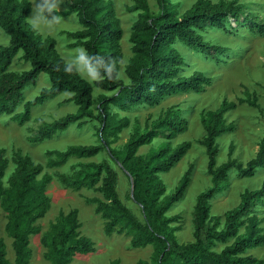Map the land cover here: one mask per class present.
<instances>
[{
  "label": "trees",
  "instance_id": "16d2710c",
  "mask_svg": "<svg viewBox=\"0 0 264 264\" xmlns=\"http://www.w3.org/2000/svg\"><path fill=\"white\" fill-rule=\"evenodd\" d=\"M181 0H156L159 10L153 12L147 0H136L128 8L138 12L131 28L130 42L133 57L125 67L127 80L105 79L90 82L76 72L64 71L63 55L58 51L55 38L44 37L34 31L28 16L32 12L29 0H0V28L9 36V43L0 47V116H10L19 126L33 117L34 109L64 94H70L65 102L73 103L76 112L51 123L43 122L30 138L31 143L50 139L57 133H65L72 126L83 128L91 121L99 123L100 145H71L65 150H48V166L60 168L71 159H88L106 151L110 159L120 167L130 183L129 197L140 208L139 218L120 198L118 177L109 164L88 163L75 170L63 181L76 190L99 188L102 197L87 199L96 206V213L105 220L107 235H123L130 238L132 248L153 247L154 264H264L249 251L264 246V182L258 189H246L240 195V203L223 215L212 214V201L225 194L231 184V173L247 178L264 169V137L255 157L246 164L233 158L235 148L230 145L228 159L218 164V139L235 129L227 124L225 115L238 105L248 104L260 109L255 94L245 90L246 98L239 102L224 100L216 110L202 111L201 122L206 135L201 144L208 156L207 172L212 186L197 196L193 213L192 242H180L181 218L170 215L191 183V169L182 177L171 194L162 174L169 172L192 147L184 142L173 146V139L187 130L188 120L178 107H170L144 130L138 127L130 134L122 147H115L121 134L128 129L131 120L121 116L140 106H155L171 96L201 94L212 85L213 78L205 72L195 71L183 75L186 59L177 48L184 44L220 63L228 49L205 40L203 32L208 28L226 30L230 19L240 21L242 4L225 2L213 4L198 0L189 10L180 14ZM65 17L76 15L81 29L67 31L71 49L85 48L90 54L124 60L122 40L124 29L117 16L113 0H62ZM247 27L264 35V21L253 14L242 18ZM20 56L30 69L23 72L11 70L14 60ZM42 75H47L50 85L27 100L25 90L36 86ZM95 89L103 91L95 99ZM21 108L19 111L18 109ZM163 137L164 142L146 154H139L142 147L152 145ZM6 149L0 147V205L7 213V231L13 239L15 260L8 259L7 245L0 237V264H30L33 251L31 236L40 232L37 226L52 207L48 186L53 176L44 172V166L29 155L17 151L13 156L15 169L4 179L10 161ZM79 210L61 211L41 240L47 249L46 258L51 264H71L79 255L95 252V243L82 231ZM111 264H121L115 260ZM139 264H149L140 261Z\"/></svg>",
  "mask_w": 264,
  "mask_h": 264
},
{
  "label": "rangeland",
  "instance_id": "374dc122",
  "mask_svg": "<svg viewBox=\"0 0 264 264\" xmlns=\"http://www.w3.org/2000/svg\"><path fill=\"white\" fill-rule=\"evenodd\" d=\"M33 4V0H29ZM117 16L120 18L125 31L122 40L124 60L121 63L120 77L127 80L125 67L133 57L132 44L130 42L131 28L137 20L138 12H131L128 8L135 4L136 0H113ZM153 12H158L156 0H147ZM198 0L179 1L178 11L183 14L189 10ZM213 4H219L223 0H208ZM242 4L244 14L241 12L239 23L232 18L230 26L226 30L208 28L202 34L206 41L226 47L228 52L221 56V62L217 63L210 57L194 50L184 44H177L186 59L187 66L183 69V75L190 76L195 71L205 72L213 78L212 85L207 87L201 94L187 93L171 96L155 106H140L128 112H122L121 116H128L131 120L130 127L121 134L120 141L113 145L122 147L129 139L130 134L138 127L144 130L160 117L168 108L178 107L183 116L188 120L187 130L173 139V146L184 142L192 143L191 149L186 156L178 162L169 172L162 174V179L167 187V194H171L181 181L183 175L191 169V183L184 198L170 211V215H178L181 218V230L177 233L180 242H192L193 238V213L197 196L212 186L211 177L208 175V156L205 147L200 143L206 135L205 127L201 122V112L216 110L224 100L239 102L240 98H246L245 90L255 94L260 109L248 104L238 105L235 110L225 115L227 124H233L235 129L232 133L225 134L218 139L219 155L218 164L225 163L228 159L230 145L233 144L235 151L233 158L246 164L255 157L259 150V144L264 137V35L247 27L242 19L246 14H253L264 21V0H225ZM61 3L59 12L65 10V4ZM62 15V14H61ZM64 23L54 34H43L44 37L55 38L58 42V51L63 57L73 54L76 49L69 47L67 31H75L80 28L76 15L65 17ZM40 33V32H39ZM9 36L0 28V47L9 43ZM78 49V48H77ZM30 69V64L25 63L18 56L11 67L14 72H23ZM84 77V76H83ZM85 78V77H84ZM87 79V78H86ZM89 81V79H87ZM50 85L47 75H42L36 86L25 90L27 100L34 99L43 87ZM103 91L95 89V99ZM70 94L46 102L45 105L34 109L32 120L24 126H19L11 120L10 116H0V147L5 148L6 156L10 161L4 184L15 169L13 156L17 151L23 155L31 156L35 162L44 166V172L53 176L48 186V195L52 199V207L47 215L38 221L40 232L31 236V248L33 255L30 264H51L46 258L47 249L42 245V237L50 231V225L56 221L59 213H68L73 209L79 210V219L82 224V233L95 243V252L77 256L71 264H111L119 260L122 264H139L140 261L152 262L153 247L132 248L130 238L104 232V223L100 214L96 213V206L88 204L87 199L102 197L99 188L81 190L74 189L64 182V177L70 176L75 170L88 163L105 162L113 168L118 177V192L123 202L139 217L142 218L139 206L129 197L130 183L120 169L108 156L106 151L98 156L88 159L73 158L60 168H50L46 152L48 150H65L71 145H100L98 136L99 123L88 122L83 128L72 126L65 133H57L50 139L39 143H31L30 138L36 133L43 122L51 123L57 119L74 113L77 107L73 103L65 102ZM19 111L21 108L18 109ZM164 142L163 137L157 138L152 145L142 147L139 154H146L152 149L158 148ZM264 182V169L247 178L237 172L231 173V184L225 194L218 196L212 201V214L221 216L226 211L240 203V195L246 189L255 190ZM260 217L264 218V207L260 208ZM8 217L0 205V237L7 245L8 259L15 260L13 239L7 231ZM264 228V222H263ZM249 254L264 261V246L249 251Z\"/></svg>",
  "mask_w": 264,
  "mask_h": 264
},
{
  "label": "clouds",
  "instance_id": "9594fccd",
  "mask_svg": "<svg viewBox=\"0 0 264 264\" xmlns=\"http://www.w3.org/2000/svg\"><path fill=\"white\" fill-rule=\"evenodd\" d=\"M61 3L62 0H33L32 12L28 16L33 30L43 34H54L65 20L59 12ZM119 64V60L90 54L81 47L64 59V71L76 72L90 82H102L106 78H119Z\"/></svg>",
  "mask_w": 264,
  "mask_h": 264
},
{
  "label": "crops",
  "instance_id": "0c3cea01",
  "mask_svg": "<svg viewBox=\"0 0 264 264\" xmlns=\"http://www.w3.org/2000/svg\"><path fill=\"white\" fill-rule=\"evenodd\" d=\"M64 5V4H63ZM66 7V6H65ZM65 10H66V8H65ZM64 10V11H65ZM81 29V26H80V28L79 29H77V30H75V31H78V30H80ZM67 41H69V43L71 44L72 43V41L71 40H69L68 38H67ZM69 44V45H70ZM58 47V46H57ZM77 49V48H76ZM102 217V216H101ZM102 219H103V217H102ZM103 223L105 224V220L103 219ZM103 228H104V226H103ZM105 232V231H104ZM121 236H123V235H121ZM126 237V236H125ZM121 264H122V262H121Z\"/></svg>",
  "mask_w": 264,
  "mask_h": 264
}]
</instances>
